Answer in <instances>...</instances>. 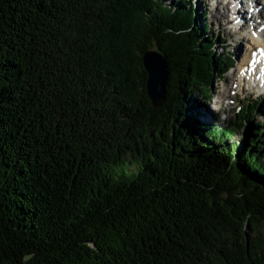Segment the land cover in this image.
Wrapping results in <instances>:
<instances>
[{
    "label": "trees",
    "instance_id": "trees-1",
    "mask_svg": "<svg viewBox=\"0 0 264 264\" xmlns=\"http://www.w3.org/2000/svg\"><path fill=\"white\" fill-rule=\"evenodd\" d=\"M205 15L0 0V264H264V100L202 117L236 62ZM148 51L168 70L157 108Z\"/></svg>",
    "mask_w": 264,
    "mask_h": 264
},
{
    "label": "rangeland",
    "instance_id": "rangeland-1",
    "mask_svg": "<svg viewBox=\"0 0 264 264\" xmlns=\"http://www.w3.org/2000/svg\"><path fill=\"white\" fill-rule=\"evenodd\" d=\"M191 2L197 9L205 12V22L211 29L212 35L215 38L219 37L222 41L224 40L226 44L223 43L222 45H226V48H228L227 51L235 57V64L228 69L223 80L220 79L213 82V92L208 103L203 102V104H206V108L202 109V117L208 121L211 120L212 123L215 122L221 127H225L227 121L233 119L236 115V108L239 107L240 102H252L255 101L258 96L264 100V87H262L264 78L261 77L257 81L258 85L251 83L250 77L247 75L248 62H246V56L249 55L252 48V42L258 38V43H260L261 48H263L264 37H257V30L254 31L251 24H247L246 27L239 25V17L235 16L234 13H228L226 8H224V3H227V1L191 0ZM249 4L251 5L249 7L248 5H244V3L242 6L238 7V13L243 16L245 14L246 22L255 19V17H252V14L249 12V8L252 9L256 16L260 13L259 5L257 6L256 2H249ZM228 6H230V4ZM255 20H260V18ZM259 25L260 24H258V26ZM260 26L262 27L263 25ZM222 45L220 44V46ZM220 46L216 49L217 52H221ZM241 72L245 73L241 75ZM259 86L261 88L260 90L258 88ZM261 107H263V111L257 114L255 119L261 121L260 123L264 125V102L259 106V108ZM247 127L248 126L246 125L245 128L235 136V140H238L241 135L247 132Z\"/></svg>",
    "mask_w": 264,
    "mask_h": 264
},
{
    "label": "bare ground",
    "instance_id": "bare-ground-1",
    "mask_svg": "<svg viewBox=\"0 0 264 264\" xmlns=\"http://www.w3.org/2000/svg\"><path fill=\"white\" fill-rule=\"evenodd\" d=\"M227 3H224V8H226V11L229 13L231 12L232 14L234 13L235 16L239 17L238 24L241 25L242 27H246L247 24H251L252 29L254 31L257 30L256 35L257 37H264V1L261 0H224ZM249 2H256L257 6L259 5V12L258 15H254L253 11L251 8H249V12L252 14V17H255V19L260 18V20H252V21H245V14L244 16L242 14L238 13V7L244 5L251 6ZM235 3L236 6L231 8L233 4ZM230 4V6H228ZM243 5V6H244ZM263 7V9H262ZM247 8V7H246ZM256 8V7H254ZM237 21V19H236ZM241 21V22H240ZM263 25L262 27L259 25ZM264 39V38H263ZM259 42V39L257 38L254 42H252V48L249 52V55L246 56V62L251 64V60L254 59L258 62V64L255 65H248L247 67V75L250 77L251 83L255 84L261 77L264 78V70L262 69L264 65V49L261 48V45ZM245 72H241V75H243ZM243 77V76H242ZM256 85H258L256 83ZM264 87V79H263V85ZM259 90L261 89L260 86L258 87Z\"/></svg>",
    "mask_w": 264,
    "mask_h": 264
},
{
    "label": "water",
    "instance_id": "water-1",
    "mask_svg": "<svg viewBox=\"0 0 264 264\" xmlns=\"http://www.w3.org/2000/svg\"><path fill=\"white\" fill-rule=\"evenodd\" d=\"M144 68L148 73L147 94L153 108H157L165 101V90L168 70L161 54L148 51L143 57Z\"/></svg>",
    "mask_w": 264,
    "mask_h": 264
}]
</instances>
